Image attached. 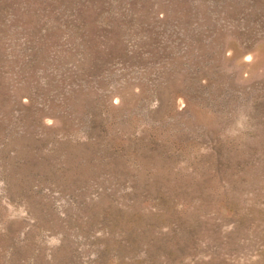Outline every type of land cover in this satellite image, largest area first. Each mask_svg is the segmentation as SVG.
<instances>
[{"label": "rangeland", "instance_id": "rangeland-1", "mask_svg": "<svg viewBox=\"0 0 264 264\" xmlns=\"http://www.w3.org/2000/svg\"><path fill=\"white\" fill-rule=\"evenodd\" d=\"M0 264H264V0H0Z\"/></svg>", "mask_w": 264, "mask_h": 264}]
</instances>
